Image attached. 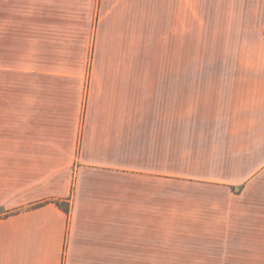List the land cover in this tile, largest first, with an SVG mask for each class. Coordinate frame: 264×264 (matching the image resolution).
<instances>
[{"label":"crops","instance_id":"1","mask_svg":"<svg viewBox=\"0 0 264 264\" xmlns=\"http://www.w3.org/2000/svg\"><path fill=\"white\" fill-rule=\"evenodd\" d=\"M198 5L0 0L1 51L27 54L0 76V264L261 258L264 71L129 56L182 52Z\"/></svg>","mask_w":264,"mask_h":264},{"label":"rangeland","instance_id":"2","mask_svg":"<svg viewBox=\"0 0 264 264\" xmlns=\"http://www.w3.org/2000/svg\"><path fill=\"white\" fill-rule=\"evenodd\" d=\"M198 8L199 20L185 12L182 52L129 54L143 64V75H150L157 62H181L185 77H247L264 71V0H199ZM2 48L0 76L8 80L12 74L6 67L26 60L27 54ZM257 256L261 258L167 264H264V252Z\"/></svg>","mask_w":264,"mask_h":264},{"label":"trees","instance_id":"3","mask_svg":"<svg viewBox=\"0 0 264 264\" xmlns=\"http://www.w3.org/2000/svg\"><path fill=\"white\" fill-rule=\"evenodd\" d=\"M56 205H58V206H60L62 209H64V210H67V207H66V205H64L63 203H59V202H54Z\"/></svg>","mask_w":264,"mask_h":264}]
</instances>
